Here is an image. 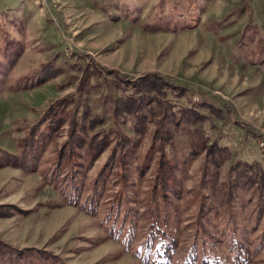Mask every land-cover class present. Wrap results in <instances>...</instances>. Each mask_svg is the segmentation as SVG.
Returning a JSON list of instances; mask_svg holds the SVG:
<instances>
[{
	"label": "rangeland",
	"instance_id": "obj_1",
	"mask_svg": "<svg viewBox=\"0 0 264 264\" xmlns=\"http://www.w3.org/2000/svg\"><path fill=\"white\" fill-rule=\"evenodd\" d=\"M81 56L126 76L158 70L186 83L182 101H210L201 125L230 151L217 173L202 174V151L188 155L181 124L164 145L175 165L167 196L151 190L157 149L144 157L152 123L124 163L113 141L93 157L85 143L63 145L67 119L25 149L30 168L5 163L46 104L74 90ZM46 59L62 70L34 82ZM255 78L264 81V0H0V238L47 249L54 264H264V180L233 177L240 166L228 175L234 155L264 167V135L251 128L264 133V93L233 104ZM88 89L81 97L103 118L89 131H130L104 88ZM9 249L3 262L46 259Z\"/></svg>",
	"mask_w": 264,
	"mask_h": 264
},
{
	"label": "trees",
	"instance_id": "obj_2",
	"mask_svg": "<svg viewBox=\"0 0 264 264\" xmlns=\"http://www.w3.org/2000/svg\"><path fill=\"white\" fill-rule=\"evenodd\" d=\"M77 62L78 67L76 68L79 69V75L74 90L68 94L55 96L46 104L39 117L31 123L26 134L22 135L21 152L17 154L11 151L6 152L5 155L8 156V159L5 160V163L10 162L23 168H30L31 165L27 161L26 150L32 147H42L44 141L41 136L50 135L65 119H67V130L63 145L67 142H73L72 146H81L85 143L86 151L89 152L88 156L93 157L113 141V150L114 147L119 148L121 157L118 159L119 162L124 163L125 155L136 149L147 131L149 123H152L149 144L144 152V157L151 156L153 149H157L158 155L156 156V166L153 173L154 182L151 190L154 193L158 190L161 194L167 196V189H172L169 182L173 178L175 165L173 161L169 162L164 145L172 140L174 127L178 128L181 124L187 125L188 130L191 132L188 140V155L192 157L202 151V174L206 177L217 173L220 162L228 157L230 151L226 144L220 143L214 138L211 139L208 132L201 125V121L207 116V110L202 107L205 105L212 106V103L205 97H187V101H182L179 99V95L188 87L186 83L178 82L170 75L155 69H148L132 76H126L121 75L112 66L100 65L91 59L87 61L82 56ZM69 63L70 66L75 67L74 59ZM61 67V65H53L49 59L41 61L34 68L37 75L34 82H41L57 74L62 70H60ZM23 75L25 78L27 73H22L19 77ZM89 87L104 88L103 93L108 96L107 100L111 105L112 117L116 120L117 118L128 120L130 131H119L111 125H103V127L89 131L97 124L103 123L102 114L91 112L88 101H84L81 97L89 90ZM69 104L71 111L68 112ZM39 131L42 132L40 136H38ZM155 142L156 145H154ZM239 166L240 169L233 173V177L245 173V177L252 183L262 186V180H264V167L262 165L257 161H245L236 157L228 167V175H231L235 168ZM121 175L124 177L123 173ZM205 212V207H202L199 211L201 215ZM157 220L153 219L154 222ZM7 244L13 246L14 251L19 253L17 254L19 258L23 255V252H27L25 254L27 258L31 257V251L45 253L44 248L33 245L18 247L0 238V255H10V246L5 247ZM40 248L42 250H39ZM45 251L46 253L42 256L46 258L45 260L35 256V261L30 259V264H43V262L54 264L57 255L47 249ZM0 264L13 263L3 262L0 259ZM55 264L66 263L62 260V262H55Z\"/></svg>",
	"mask_w": 264,
	"mask_h": 264
},
{
	"label": "crops",
	"instance_id": "obj_3",
	"mask_svg": "<svg viewBox=\"0 0 264 264\" xmlns=\"http://www.w3.org/2000/svg\"><path fill=\"white\" fill-rule=\"evenodd\" d=\"M251 84H254L255 86H257V87H255V88H252L251 89V92L248 94V95H246V92H238L237 93V95L236 96H233V104H236L238 107L240 106L239 104V102H240V100L241 99H244V98H246V99H253V98H255V99H257L258 97H257V95L259 94V93H261V92H263L264 93V81L263 82H261V83H257V79L255 78V79H253V82H251ZM253 85V86H254ZM243 91H245V89L243 90ZM254 99V100H255ZM223 101V100H222ZM254 104L256 105V103H255V101H254ZM237 108V107H236ZM251 122V121H250ZM251 124H254V122H251ZM240 125H241V123H240ZM257 128H259V126L258 125H256V124H254ZM253 130H256V132H259V133H261L262 135H264V133L261 131V128H259V129H256L255 127H251ZM219 141V140H218ZM220 142V141H219ZM239 158V159H241V160H245V161H249V160H247L246 158H241V157H238V156H236V155H234V158ZM250 161H257V160H255V158H253V159H251Z\"/></svg>",
	"mask_w": 264,
	"mask_h": 264
},
{
	"label": "built area",
	"instance_id": "obj_4",
	"mask_svg": "<svg viewBox=\"0 0 264 264\" xmlns=\"http://www.w3.org/2000/svg\"><path fill=\"white\" fill-rule=\"evenodd\" d=\"M258 143L261 144V145H264V139H258Z\"/></svg>",
	"mask_w": 264,
	"mask_h": 264
}]
</instances>
